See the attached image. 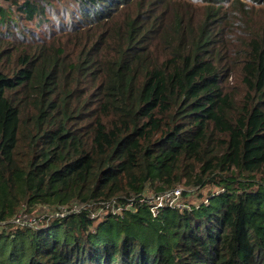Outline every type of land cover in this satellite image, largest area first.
Here are the masks:
<instances>
[{
    "label": "trees",
    "instance_id": "obj_1",
    "mask_svg": "<svg viewBox=\"0 0 264 264\" xmlns=\"http://www.w3.org/2000/svg\"><path fill=\"white\" fill-rule=\"evenodd\" d=\"M0 1V222L90 204L0 264H264V0ZM177 185L222 192L90 218Z\"/></svg>",
    "mask_w": 264,
    "mask_h": 264
},
{
    "label": "built area",
    "instance_id": "obj_2",
    "mask_svg": "<svg viewBox=\"0 0 264 264\" xmlns=\"http://www.w3.org/2000/svg\"><path fill=\"white\" fill-rule=\"evenodd\" d=\"M187 192V194H185ZM190 192L183 185H177L172 190L160 194H154L150 191L143 192L137 195H130L124 202H119L112 199L109 202L100 203L96 210L90 211V218L97 220L104 215H110L115 218H122L126 212H132L139 206L146 207L151 217L156 218L164 210L169 211H185L189 210V205H186L185 198L189 197ZM207 200L204 201L206 203ZM90 207V204L72 202L67 207H61L58 210L49 209L48 214L31 215L25 214L26 210H20L11 221L0 222V233L7 229L8 224L14 225L19 229L25 227L34 228L36 222L45 220L50 221L66 219L70 214L80 213Z\"/></svg>",
    "mask_w": 264,
    "mask_h": 264
},
{
    "label": "rangeland",
    "instance_id": "obj_3",
    "mask_svg": "<svg viewBox=\"0 0 264 264\" xmlns=\"http://www.w3.org/2000/svg\"><path fill=\"white\" fill-rule=\"evenodd\" d=\"M2 2V4L4 6H7L6 2L4 1H0ZM71 7H65L64 9L62 8L61 11L58 12V15H61L62 13H64L65 10H70ZM56 13L55 14H52V17H55ZM29 28V27H28ZM35 31V30H34ZM36 33L37 35H41L43 32L41 30H36ZM233 84V82H231V85ZM184 186V185H183ZM185 189H187L189 192H190V195L189 197L185 198V203L186 205H190V204H194V205H199L201 203H204V200L206 199L208 193L212 194V195H217L219 193L222 192V189L221 188H217V187H212V188H207V187H204V188H189V187H186L184 186ZM26 210V206L23 205L20 210ZM48 210L44 213V214H48ZM25 214H30L29 216L31 215H38V214H41V207H38L37 209H34L30 212H28L26 210ZM107 218V215H104V217H99L96 221V224L97 223H100L102 220H105ZM52 221H50L49 223H46L45 220H42L41 222H36L34 224V229L37 230V228H43V229H47V225L50 224Z\"/></svg>",
    "mask_w": 264,
    "mask_h": 264
}]
</instances>
